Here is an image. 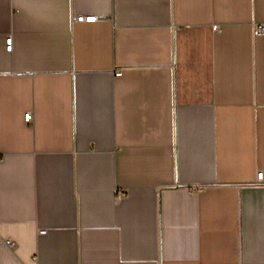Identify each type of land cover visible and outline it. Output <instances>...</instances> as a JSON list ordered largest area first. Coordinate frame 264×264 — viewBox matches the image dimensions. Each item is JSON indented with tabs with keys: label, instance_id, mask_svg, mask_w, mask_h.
<instances>
[{
	"label": "crops",
	"instance_id": "crops-1",
	"mask_svg": "<svg viewBox=\"0 0 264 264\" xmlns=\"http://www.w3.org/2000/svg\"><path fill=\"white\" fill-rule=\"evenodd\" d=\"M258 23L264 0H0V264H264Z\"/></svg>",
	"mask_w": 264,
	"mask_h": 264
},
{
	"label": "built area",
	"instance_id": "built-area-1",
	"mask_svg": "<svg viewBox=\"0 0 264 264\" xmlns=\"http://www.w3.org/2000/svg\"><path fill=\"white\" fill-rule=\"evenodd\" d=\"M97 19V16H86V15H77L75 17V20L76 21H95ZM254 34L255 35H261V34H264V23H258V24H255L254 25ZM13 37L12 36H9L7 37L6 39V50L7 51H12V48H13ZM120 74V72H116V75ZM24 119L27 123H32L33 121V112L32 111H29L27 113H25L24 115ZM257 182L259 184H262L264 183V173L263 171H259L257 173ZM43 232V231H41ZM16 246V243L15 241L13 240H10V239H4V240H1L0 241V247H9V248H15Z\"/></svg>",
	"mask_w": 264,
	"mask_h": 264
}]
</instances>
